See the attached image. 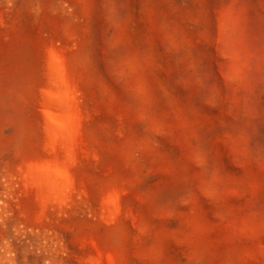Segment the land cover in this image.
<instances>
[{"label": "rangeland", "instance_id": "1", "mask_svg": "<svg viewBox=\"0 0 264 264\" xmlns=\"http://www.w3.org/2000/svg\"><path fill=\"white\" fill-rule=\"evenodd\" d=\"M0 264H264V0H0Z\"/></svg>", "mask_w": 264, "mask_h": 264}]
</instances>
